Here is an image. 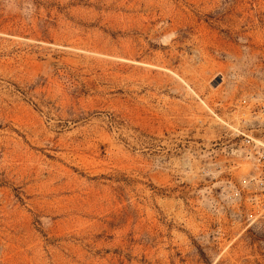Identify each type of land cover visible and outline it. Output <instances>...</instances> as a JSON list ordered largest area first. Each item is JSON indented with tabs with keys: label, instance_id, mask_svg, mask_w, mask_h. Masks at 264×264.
Returning a JSON list of instances; mask_svg holds the SVG:
<instances>
[{
	"label": "rangeland",
	"instance_id": "1",
	"mask_svg": "<svg viewBox=\"0 0 264 264\" xmlns=\"http://www.w3.org/2000/svg\"><path fill=\"white\" fill-rule=\"evenodd\" d=\"M260 92L264 0H0V264H264Z\"/></svg>",
	"mask_w": 264,
	"mask_h": 264
},
{
	"label": "built area",
	"instance_id": "2",
	"mask_svg": "<svg viewBox=\"0 0 264 264\" xmlns=\"http://www.w3.org/2000/svg\"><path fill=\"white\" fill-rule=\"evenodd\" d=\"M241 122L247 123L250 132L234 128L236 135H242L241 157L250 164V170L239 181L238 193L244 191V201L250 216L264 213V92L251 93L238 100ZM245 117L248 119L245 120Z\"/></svg>",
	"mask_w": 264,
	"mask_h": 264
},
{
	"label": "bare ground",
	"instance_id": "3",
	"mask_svg": "<svg viewBox=\"0 0 264 264\" xmlns=\"http://www.w3.org/2000/svg\"><path fill=\"white\" fill-rule=\"evenodd\" d=\"M215 86V85H214ZM208 107V106H207ZM209 108V107H208ZM210 110V109H209Z\"/></svg>",
	"mask_w": 264,
	"mask_h": 264
}]
</instances>
